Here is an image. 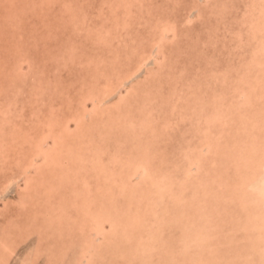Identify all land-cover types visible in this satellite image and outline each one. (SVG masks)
<instances>
[{
	"label": "rangeland",
	"instance_id": "obj_1",
	"mask_svg": "<svg viewBox=\"0 0 264 264\" xmlns=\"http://www.w3.org/2000/svg\"><path fill=\"white\" fill-rule=\"evenodd\" d=\"M261 124L264 0H0V264H181L171 189L245 240Z\"/></svg>",
	"mask_w": 264,
	"mask_h": 264
},
{
	"label": "bare ground",
	"instance_id": "obj_2",
	"mask_svg": "<svg viewBox=\"0 0 264 264\" xmlns=\"http://www.w3.org/2000/svg\"><path fill=\"white\" fill-rule=\"evenodd\" d=\"M247 101L248 103L249 102L252 103V99ZM260 128L261 129H258V131L261 132L262 135L261 136L260 134L253 135L252 136L253 143L247 146V148L242 149L241 152L234 157V162H233V165L235 166V172H234L235 176L233 177L234 180L233 179L232 181L227 180L226 182L227 185H229V187L230 186L232 187L228 193L229 197H225L227 198L226 201H230V203L233 204H240L242 207L241 211L246 216H248L246 217L247 219L244 222L243 227L245 226L251 227L252 230L247 234V236H245V240H243V238L241 239L236 235H234L233 231H228L227 233H221V230L224 229L225 224H223L224 225L223 226L222 224L219 223V219L217 220L216 217L217 215L214 218L209 219L206 213L202 214V212H199V210L195 208L196 205L195 207L191 206V204H195L196 202H203V201L206 202L208 199H211L213 203L212 207L215 210L214 212L218 214L219 213L218 209L221 205H219L220 203L215 202L216 200H218L215 196H210V194L208 193L203 194V198L202 197L198 198L194 196L191 200L190 205L185 207L184 213L189 215L190 218L188 217L185 218L181 216L178 218L177 216L176 218H174L173 221L171 220L168 221L169 219H172L169 218V214L172 213L173 211L176 212L177 204H179L182 201L176 199L179 193H174L172 189L169 190L170 193H167V200L170 199L172 201L169 202L168 204H166L165 202V207L162 210L163 213L162 212L160 213L161 215L158 216V218L155 220L156 221L155 223L160 228L161 226L168 223L174 224L175 226L179 225L177 228L179 227L181 228L182 234L180 235L179 237L180 241H177V244L180 245L183 244L182 246V248L184 247L183 252H186L188 255V259L181 264H255L253 261L255 255L253 254V252L254 253L260 252L261 244L263 240L262 233L264 232V124H261ZM255 129L256 128L254 127L253 124L251 131H254ZM241 160H243V164L238 163ZM189 173L190 171H187L186 175L188 176ZM212 179H215V177H213ZM161 197L162 195L160 196L159 194L157 195V199ZM166 210H168L167 213ZM231 211H232V215H230V217L233 216V214L237 215L236 213H234L233 210ZM195 217L197 219H200L199 221L202 220V224L201 223L196 224L197 221L195 220ZM162 220H164L163 223ZM214 227H218V230L221 228L220 232H218L217 230L216 234L214 233L216 231H213L214 234L213 233L210 234L212 232L211 230H213ZM163 250L165 253L166 251L165 248ZM244 250H247L248 252L244 253ZM174 256L175 255H172V257ZM244 257H246L248 260L243 259ZM261 258L262 256H260V259ZM144 263L153 264L149 254L146 255Z\"/></svg>",
	"mask_w": 264,
	"mask_h": 264
}]
</instances>
